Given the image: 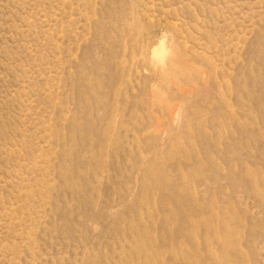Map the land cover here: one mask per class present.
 Wrapping results in <instances>:
<instances>
[{"label": "rangeland", "instance_id": "1", "mask_svg": "<svg viewBox=\"0 0 264 264\" xmlns=\"http://www.w3.org/2000/svg\"><path fill=\"white\" fill-rule=\"evenodd\" d=\"M0 264H264V0H0Z\"/></svg>", "mask_w": 264, "mask_h": 264}]
</instances>
